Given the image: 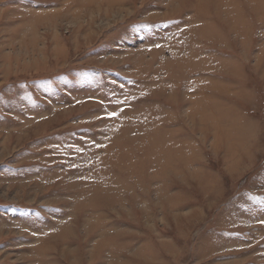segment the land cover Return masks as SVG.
I'll return each instance as SVG.
<instances>
[{
  "label": "rangeland",
  "instance_id": "obj_1",
  "mask_svg": "<svg viewBox=\"0 0 264 264\" xmlns=\"http://www.w3.org/2000/svg\"><path fill=\"white\" fill-rule=\"evenodd\" d=\"M0 264H264V0H0Z\"/></svg>",
  "mask_w": 264,
  "mask_h": 264
},
{
  "label": "bare ground",
  "instance_id": "obj_2",
  "mask_svg": "<svg viewBox=\"0 0 264 264\" xmlns=\"http://www.w3.org/2000/svg\"><path fill=\"white\" fill-rule=\"evenodd\" d=\"M231 14V13H230ZM110 205V204H109ZM65 226V225H64Z\"/></svg>",
  "mask_w": 264,
  "mask_h": 264
}]
</instances>
